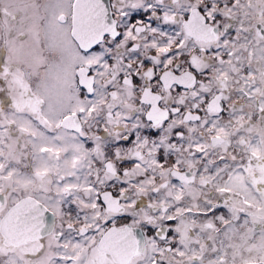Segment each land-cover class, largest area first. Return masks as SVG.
<instances>
[{
  "label": "snow or ice",
  "instance_id": "1",
  "mask_svg": "<svg viewBox=\"0 0 264 264\" xmlns=\"http://www.w3.org/2000/svg\"><path fill=\"white\" fill-rule=\"evenodd\" d=\"M0 264H264V0H0Z\"/></svg>",
  "mask_w": 264,
  "mask_h": 264
}]
</instances>
